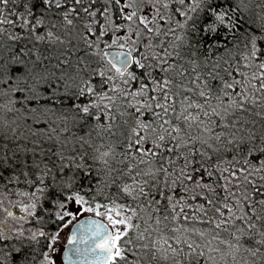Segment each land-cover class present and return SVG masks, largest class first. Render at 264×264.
I'll return each mask as SVG.
<instances>
[{
  "label": "snow or ice",
  "instance_id": "6c2138e0",
  "mask_svg": "<svg viewBox=\"0 0 264 264\" xmlns=\"http://www.w3.org/2000/svg\"><path fill=\"white\" fill-rule=\"evenodd\" d=\"M0 264H264V0H0Z\"/></svg>",
  "mask_w": 264,
  "mask_h": 264
}]
</instances>
